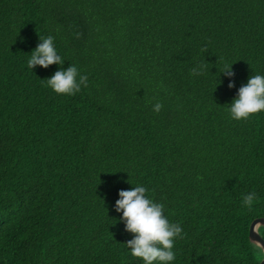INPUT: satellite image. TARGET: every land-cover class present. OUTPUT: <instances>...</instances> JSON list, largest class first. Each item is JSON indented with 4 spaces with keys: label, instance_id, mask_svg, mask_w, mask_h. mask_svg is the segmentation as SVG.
<instances>
[{
    "label": "trees",
    "instance_id": "trees-1",
    "mask_svg": "<svg viewBox=\"0 0 264 264\" xmlns=\"http://www.w3.org/2000/svg\"><path fill=\"white\" fill-rule=\"evenodd\" d=\"M48 35L88 76L75 96L46 86L60 65L27 67ZM253 74L264 0H0V264H143L114 209L136 185L186 233L171 264H259L264 112L227 111Z\"/></svg>",
    "mask_w": 264,
    "mask_h": 264
},
{
    "label": "clouds",
    "instance_id": "clouds-1",
    "mask_svg": "<svg viewBox=\"0 0 264 264\" xmlns=\"http://www.w3.org/2000/svg\"><path fill=\"white\" fill-rule=\"evenodd\" d=\"M39 39L40 43L27 60V67L33 70L37 66L47 69L51 65H60V70L55 71L50 78L44 79L46 86L57 95L75 96L82 87L87 88L88 76L81 74L76 65L70 64L67 69L62 67L64 59L57 52L55 37L39 36ZM201 52H208L206 45L201 48ZM232 65L233 63L225 64L223 69H219L220 73L229 78L230 89L235 87ZM209 70V63L205 60L191 68L190 73L192 76H201L210 72ZM228 106L230 118L235 121H246L264 112V75H251L247 83L239 87L236 97ZM162 107V103L158 101L153 105V111L159 113ZM147 193L148 189L141 185L118 192L119 198L115 201L114 209L117 213H122L121 220L125 231L133 234V238L124 245L130 249L131 256L141 259L143 264H171L176 259L175 243L184 239L186 233L179 223L170 221L165 214V204L154 201ZM257 200V193L253 191L243 196L242 205L251 211ZM249 229L264 240V224L257 222L252 226L250 223L248 238ZM249 242L255 250L264 252V243L261 240L249 238Z\"/></svg>",
    "mask_w": 264,
    "mask_h": 264
},
{
    "label": "water",
    "instance_id": "water-1",
    "mask_svg": "<svg viewBox=\"0 0 264 264\" xmlns=\"http://www.w3.org/2000/svg\"><path fill=\"white\" fill-rule=\"evenodd\" d=\"M257 222H260V223L264 224V218H257L255 220H253L252 221V226H254V224L257 223ZM249 238L250 239H256V240H261V242L264 243V240H262L260 236L252 233L251 229H249ZM259 264H264V252H263V258H262V260L260 261Z\"/></svg>",
    "mask_w": 264,
    "mask_h": 264
}]
</instances>
